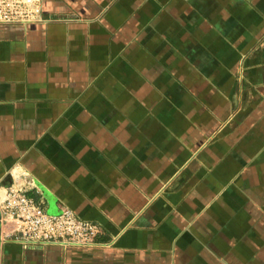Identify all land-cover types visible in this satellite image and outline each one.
<instances>
[{
    "label": "crops",
    "instance_id": "1",
    "mask_svg": "<svg viewBox=\"0 0 264 264\" xmlns=\"http://www.w3.org/2000/svg\"><path fill=\"white\" fill-rule=\"evenodd\" d=\"M39 1L0 22V197L99 233L0 264H264V0Z\"/></svg>",
    "mask_w": 264,
    "mask_h": 264
},
{
    "label": "built area",
    "instance_id": "2",
    "mask_svg": "<svg viewBox=\"0 0 264 264\" xmlns=\"http://www.w3.org/2000/svg\"><path fill=\"white\" fill-rule=\"evenodd\" d=\"M41 12L39 0H0V22H26ZM25 186H32L31 182L9 188L3 199L6 215L15 225L12 234L23 244L89 247L94 242L99 233L94 222L79 217L68 207L50 213L26 195Z\"/></svg>",
    "mask_w": 264,
    "mask_h": 264
},
{
    "label": "rangeland",
    "instance_id": "3",
    "mask_svg": "<svg viewBox=\"0 0 264 264\" xmlns=\"http://www.w3.org/2000/svg\"><path fill=\"white\" fill-rule=\"evenodd\" d=\"M24 176V175H23ZM25 179V178H24ZM27 180L25 179L24 180V184H20L21 186H23V185H25V182H26ZM30 182H31V185L32 186H25L26 188V195L27 196H29V192L30 191H32V190H36L37 188H36V186L32 183V181L30 180ZM21 186H19V185H17V186H13V185H11L10 187H8V189L9 188H11V187H13V188H17V187H21ZM33 187V188H32ZM8 189H7V191H8ZM6 191V192H7ZM6 192L4 193V194H2V196L0 197V241H1V239H3V238H12V239H17L18 241L20 240L19 239V237L17 236V235H13L12 234V231H13V228H14V223L12 222V220H10L8 217H7V215H6V209H4V202H3V199L5 198V195H6ZM29 197H31V196H29ZM31 198H33V197H31ZM34 199V198H33ZM36 202H38V203H40L41 205H42V203L39 201V200H36V199H34ZM43 206V205H42ZM7 229H10L8 232V234L7 235H5V233H6V231H7ZM21 242V241H20ZM21 243H23V242H21ZM23 245H25V244H23ZM34 245V244H33Z\"/></svg>",
    "mask_w": 264,
    "mask_h": 264
}]
</instances>
